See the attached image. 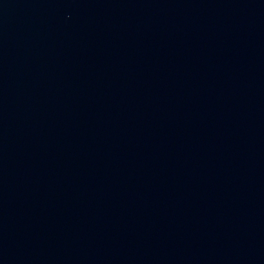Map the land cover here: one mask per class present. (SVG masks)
Returning a JSON list of instances; mask_svg holds the SVG:
<instances>
[{
  "label": "water",
  "instance_id": "obj_1",
  "mask_svg": "<svg viewBox=\"0 0 264 264\" xmlns=\"http://www.w3.org/2000/svg\"><path fill=\"white\" fill-rule=\"evenodd\" d=\"M0 264H264V0H0Z\"/></svg>",
  "mask_w": 264,
  "mask_h": 264
}]
</instances>
